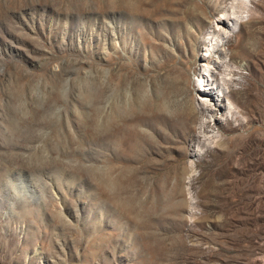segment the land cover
I'll return each mask as SVG.
<instances>
[{
	"label": "rangeland",
	"instance_id": "1",
	"mask_svg": "<svg viewBox=\"0 0 264 264\" xmlns=\"http://www.w3.org/2000/svg\"><path fill=\"white\" fill-rule=\"evenodd\" d=\"M0 264H264V0H0Z\"/></svg>",
	"mask_w": 264,
	"mask_h": 264
},
{
	"label": "bare ground",
	"instance_id": "2",
	"mask_svg": "<svg viewBox=\"0 0 264 264\" xmlns=\"http://www.w3.org/2000/svg\"><path fill=\"white\" fill-rule=\"evenodd\" d=\"M223 22V21H222Z\"/></svg>",
	"mask_w": 264,
	"mask_h": 264
}]
</instances>
